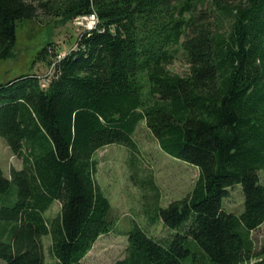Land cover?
I'll list each match as a JSON object with an SVG mask.
<instances>
[{"label": "trees", "instance_id": "trees-1", "mask_svg": "<svg viewBox=\"0 0 264 264\" xmlns=\"http://www.w3.org/2000/svg\"><path fill=\"white\" fill-rule=\"evenodd\" d=\"M89 15L97 22L49 62L47 85L35 74L0 84V138L21 160L8 176L0 167L2 264H45L44 238L46 263L81 264L112 232L92 159L108 145L125 146L132 182L155 191L137 167L140 123L198 177L166 207L153 197L147 224L168 235L133 222L114 264H264L251 238L264 224V0H0V61L13 56L18 22ZM180 52L185 75L168 69ZM237 185L241 214L223 208ZM54 201L60 211L46 218Z\"/></svg>", "mask_w": 264, "mask_h": 264}, {"label": "rangeland", "instance_id": "rangeland-1", "mask_svg": "<svg viewBox=\"0 0 264 264\" xmlns=\"http://www.w3.org/2000/svg\"><path fill=\"white\" fill-rule=\"evenodd\" d=\"M94 25L85 17L75 18L66 23H60L59 19L46 16L18 22L13 56L0 61V84L24 74H35L42 78L43 84L47 85L48 80L45 77H51L53 73L49 62L55 61L58 56L63 58L67 53L75 50L77 39L83 31L93 28ZM47 43H52L53 50L49 52L56 53V57L50 59L51 55L48 54L45 60L36 59ZM168 69L179 75H185L188 72V64L181 52ZM133 138L138 147V155H136L139 176H151L155 191L150 192L141 183L136 185L132 182L131 172L127 166L129 152L125 146L111 144L97 151L92 157L97 163L95 181L110 201L111 215L116 219V226L109 234L99 237L81 264H114L121 260L124 257L126 235L131 230L133 222L142 226L155 239L167 236L168 230L160 223L153 226L147 224L149 213L152 214L154 211L153 197H157L155 202L159 207H166L171 201L185 197L197 180V169L161 151L144 123L136 127ZM0 167L6 176L9 175L11 168L21 167L20 158L11 154L2 138H0ZM258 174L264 186V169ZM228 191V196L223 202L224 210L241 214L243 197L240 186L237 185ZM59 211L60 204L54 201L45 215L51 219ZM251 238L255 251H258L264 245V224L252 232ZM43 243L44 255L48 261V239L45 238ZM46 261L45 264H48L49 262L46 263ZM0 264H2L1 261Z\"/></svg>", "mask_w": 264, "mask_h": 264}, {"label": "built area", "instance_id": "built-area-1", "mask_svg": "<svg viewBox=\"0 0 264 264\" xmlns=\"http://www.w3.org/2000/svg\"><path fill=\"white\" fill-rule=\"evenodd\" d=\"M85 18H87V21H90V23H92V24L96 23V17L94 15H89L88 17H85ZM60 59H62L61 56L60 57L58 56L56 58V60H60Z\"/></svg>", "mask_w": 264, "mask_h": 264}, {"label": "crops", "instance_id": "crops-1", "mask_svg": "<svg viewBox=\"0 0 264 264\" xmlns=\"http://www.w3.org/2000/svg\"><path fill=\"white\" fill-rule=\"evenodd\" d=\"M45 214H46V213H45ZM45 217H46V215H45ZM46 218H47V217H46ZM44 239H45V238H44ZM44 239H43V240H44ZM94 245H95V244H94Z\"/></svg>", "mask_w": 264, "mask_h": 264}]
</instances>
